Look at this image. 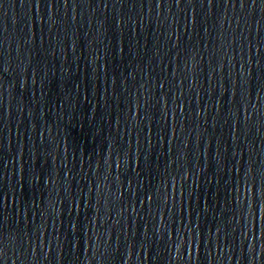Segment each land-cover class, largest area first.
Listing matches in <instances>:
<instances>
[{"label": "water", "instance_id": "95a60500", "mask_svg": "<svg viewBox=\"0 0 264 264\" xmlns=\"http://www.w3.org/2000/svg\"><path fill=\"white\" fill-rule=\"evenodd\" d=\"M0 264H264V0H0Z\"/></svg>", "mask_w": 264, "mask_h": 264}]
</instances>
